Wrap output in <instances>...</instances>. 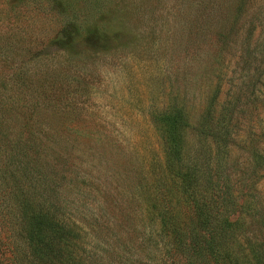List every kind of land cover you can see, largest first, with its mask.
Listing matches in <instances>:
<instances>
[{
    "label": "rangeland",
    "instance_id": "rangeland-1",
    "mask_svg": "<svg viewBox=\"0 0 264 264\" xmlns=\"http://www.w3.org/2000/svg\"><path fill=\"white\" fill-rule=\"evenodd\" d=\"M178 113L183 157L203 155L204 173L231 188L225 215L244 222L238 254L253 264L264 251V0H0V264L13 263L9 222L26 201L55 205L95 264H184L164 256L175 240L159 202L171 199L179 235L195 227L191 208L156 194V121Z\"/></svg>",
    "mask_w": 264,
    "mask_h": 264
},
{
    "label": "trees",
    "instance_id": "trees-1",
    "mask_svg": "<svg viewBox=\"0 0 264 264\" xmlns=\"http://www.w3.org/2000/svg\"><path fill=\"white\" fill-rule=\"evenodd\" d=\"M185 122V118L179 113L158 118L156 121L163 130L164 157L160 167L162 181L155 192L158 194L159 190L168 189L165 193L173 194L177 204L191 208L190 213L192 212L195 224L194 229L179 235L175 226L181 218L172 216L168 204L171 199L166 202L163 196V202H159L160 221L164 227L171 224L175 240L173 248L167 250L164 256L170 258V254H178L183 256L184 264H208L207 260L216 257H224L228 264H251L246 257L240 258L238 254L243 244L240 242L239 230L243 229L244 222L239 221V216L234 219L233 214H228V217L225 215L233 196L231 188L214 184V175L204 173L205 167L196 162L203 155L199 158L197 155L194 162L187 161L189 157H183ZM206 128L203 125L202 131ZM220 166L219 163L217 172ZM42 204L44 203L28 204L26 201L19 214L11 218V229L14 231V227L18 228L15 233H11L14 242L8 248L9 256L13 259L12 264H95L91 252L87 253L81 246L76 245L75 242L80 238L65 217L58 214L56 206ZM156 205L154 202V208ZM167 219L177 220V224L172 225ZM164 236L167 238L165 234ZM235 246L238 250L234 249ZM261 252L252 250L253 264H264V251Z\"/></svg>",
    "mask_w": 264,
    "mask_h": 264
}]
</instances>
